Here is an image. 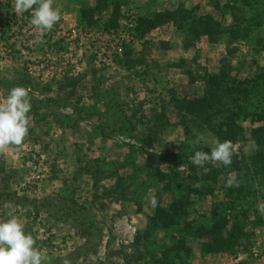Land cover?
<instances>
[{
  "label": "rangeland",
  "instance_id": "obj_1",
  "mask_svg": "<svg viewBox=\"0 0 264 264\" xmlns=\"http://www.w3.org/2000/svg\"><path fill=\"white\" fill-rule=\"evenodd\" d=\"M14 3L0 0V102L23 85L32 107L0 151V221L19 217L43 264H264V0H54L44 34ZM208 83L207 113L175 102ZM194 130L207 143L190 147ZM217 138L235 164L204 173L192 157Z\"/></svg>",
  "mask_w": 264,
  "mask_h": 264
},
{
  "label": "clouds",
  "instance_id": "obj_2",
  "mask_svg": "<svg viewBox=\"0 0 264 264\" xmlns=\"http://www.w3.org/2000/svg\"><path fill=\"white\" fill-rule=\"evenodd\" d=\"M14 10L16 14L31 11L30 23L41 34L52 30L61 19L60 10L54 7V0H15ZM29 92L27 86H13L4 102H0V151L6 146H20L28 134V113L32 107ZM187 143L190 147L197 148L198 145L207 143V139L204 133L194 130L193 138ZM236 154V145L231 140L221 141L217 138L210 145V151H195L192 163L207 173L210 169L206 164L230 167ZM181 167L182 165L179 168ZM227 186H240L232 173L228 174ZM151 204H157L155 197ZM257 207L261 215H264V203H259ZM0 264H43L36 240L31 233L25 231V225L15 215L0 221ZM63 264H71V261L65 258Z\"/></svg>",
  "mask_w": 264,
  "mask_h": 264
},
{
  "label": "trees",
  "instance_id": "obj_3",
  "mask_svg": "<svg viewBox=\"0 0 264 264\" xmlns=\"http://www.w3.org/2000/svg\"><path fill=\"white\" fill-rule=\"evenodd\" d=\"M215 92L213 88L211 87V84H207L205 87V91L202 96L194 98L193 100H175V102L178 103V105H186L188 110L193 109V113L198 116L202 115L204 112H206L207 108H209L208 105L212 104L213 98H215ZM260 119L264 120V116H261ZM240 129L235 126H230V128L227 130V135L231 137H234L236 134L235 132H239ZM252 141L253 145H256L254 149L255 151V156L252 157V160L255 162L258 161H263L264 160V129L263 128H254L252 130ZM235 164V160L232 159V165ZM7 201H11L9 198L6 199ZM228 239H220V238H213L212 243L214 244V249H230L231 248V243L228 242ZM59 264H63V260L59 262Z\"/></svg>",
  "mask_w": 264,
  "mask_h": 264
}]
</instances>
